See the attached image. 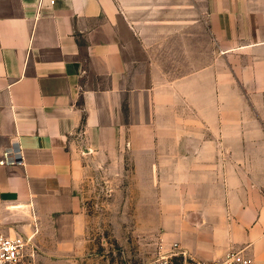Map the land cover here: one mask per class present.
I'll list each match as a JSON object with an SVG mask.
<instances>
[{
	"label": "crops",
	"instance_id": "1",
	"mask_svg": "<svg viewBox=\"0 0 264 264\" xmlns=\"http://www.w3.org/2000/svg\"><path fill=\"white\" fill-rule=\"evenodd\" d=\"M99 162L170 252L264 264V0H0V227L81 264Z\"/></svg>",
	"mask_w": 264,
	"mask_h": 264
},
{
	"label": "rangeland",
	"instance_id": "2",
	"mask_svg": "<svg viewBox=\"0 0 264 264\" xmlns=\"http://www.w3.org/2000/svg\"><path fill=\"white\" fill-rule=\"evenodd\" d=\"M131 184L136 183L128 163L90 166L82 191L91 248L81 264H149L160 254L170 253L164 248L167 229L160 226L159 213L129 210V203L140 204L144 199ZM173 262L181 264L177 256Z\"/></svg>",
	"mask_w": 264,
	"mask_h": 264
},
{
	"label": "built area",
	"instance_id": "3",
	"mask_svg": "<svg viewBox=\"0 0 264 264\" xmlns=\"http://www.w3.org/2000/svg\"><path fill=\"white\" fill-rule=\"evenodd\" d=\"M173 248L170 253L160 254L149 264H174L173 257L176 256L180 258L181 264H253L246 249H232L218 259L202 260L191 257L183 249H178L177 243ZM38 255L39 249L33 237L10 235L0 227V264H39Z\"/></svg>",
	"mask_w": 264,
	"mask_h": 264
}]
</instances>
